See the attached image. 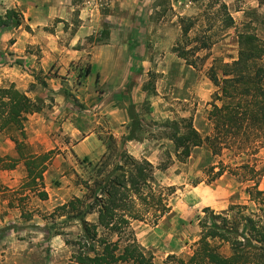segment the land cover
<instances>
[{
	"label": "rangeland",
	"instance_id": "obj_1",
	"mask_svg": "<svg viewBox=\"0 0 264 264\" xmlns=\"http://www.w3.org/2000/svg\"><path fill=\"white\" fill-rule=\"evenodd\" d=\"M6 1L0 0L1 14ZM69 1L58 3L64 19L56 18L46 27L52 36L29 29L23 18L18 32L21 53L10 49L14 35L0 33V86L12 84L41 105L25 122L26 141L30 140L26 152L52 151L43 186L23 187L26 170L21 160L13 167L11 186L0 182V264H76L71 260L75 249L71 242L82 233L81 221L67 218L58 206L85 194V182L97 175L106 137L112 135L120 142L128 134L131 104L139 124L124 146L135 158L153 164L158 186L174 190L168 196L169 211L157 223L149 218L133 220L131 227L145 252L152 254L153 264H175L170 256L191 254L204 207L215 212L231 204L256 209L246 192L253 183L233 171L241 158L226 151L213 157L202 146L181 162L166 135L168 124L182 119H191L201 134L210 132L207 115L215 86L208 70L236 59L241 31L264 40V5L258 0ZM221 3L232 18L229 26L223 12H216ZM179 16L193 18L188 37L182 36ZM26 30L42 43L56 39L68 46L73 42L81 56L42 67L37 45L28 49L33 55L28 62ZM206 30L211 44L198 50L195 65H190L174 49L191 47L192 37ZM11 134L16 132L0 131V178L2 167L12 163L9 158L17 157ZM257 159L263 171L258 187L264 190V149ZM219 160L230 167L210 180L208 168ZM42 190L47 192L43 200L39 199ZM10 206L22 211L21 219ZM86 219L95 222L96 214ZM221 250L229 254L227 247Z\"/></svg>",
	"mask_w": 264,
	"mask_h": 264
},
{
	"label": "trees",
	"instance_id": "obj_2",
	"mask_svg": "<svg viewBox=\"0 0 264 264\" xmlns=\"http://www.w3.org/2000/svg\"><path fill=\"white\" fill-rule=\"evenodd\" d=\"M258 2L264 5V0ZM225 7L221 3L216 12H223L225 25L229 26L233 21ZM192 19L178 17L183 37H188L194 25ZM22 20L19 9L8 8L0 14V29L18 27ZM210 37L206 30L192 37L191 47L177 45L174 51L188 64L195 65V53L210 46ZM263 59L264 40L254 33L241 31L236 59L217 67L212 65L208 70V78L215 86L207 115L210 132L201 134L191 119L168 124L170 132L166 137L173 142L178 161L183 162L193 149L202 146L213 157H220L226 151L234 158H241L233 171L253 183L246 192L249 202L256 207L249 211L247 205L231 204L220 212L204 207V215L198 216L200 232L191 254L186 258L170 256L175 264H264V190L258 187L263 171L258 168L257 159L264 149ZM89 71L90 65L86 67L87 74ZM40 109L37 100L14 85L0 86V131L16 132L10 138L17 157L9 158L12 163L4 167L13 168L18 161H23L26 170L23 187L30 189L43 186V173L52 158L51 150L38 154L26 152L25 122L29 114ZM129 117L132 127L120 142L112 135L106 137V150L99 160L97 175L90 183L85 182V194L58 206L67 218L81 221L82 233L71 242L75 246L71 260L76 264H153L152 254L146 253L138 242L131 222L149 218L157 223L169 211L168 196L174 190L172 186L167 191L158 186L153 164L127 151L124 144L133 139L132 132L139 124L133 104L129 107ZM229 167L221 160L217 166L210 165V180L221 176ZM39 197L46 199L47 192L40 191ZM94 213L95 222L86 219ZM222 247H227L229 254H224Z\"/></svg>",
	"mask_w": 264,
	"mask_h": 264
},
{
	"label": "crops",
	"instance_id": "obj_3",
	"mask_svg": "<svg viewBox=\"0 0 264 264\" xmlns=\"http://www.w3.org/2000/svg\"><path fill=\"white\" fill-rule=\"evenodd\" d=\"M60 1L61 0H41V2L39 3L37 0H8L5 2V5L2 11L4 13V11L8 8H12V7L17 8L22 12L23 18L26 19V26L29 29L33 31L38 29V31L42 32V34L45 35V37L49 35L52 36L51 32L48 31L46 27L52 22V20L56 18L64 19V16L62 17L61 15L63 6L58 4ZM66 1L70 2L69 0H66ZM31 5L33 6L32 9H31ZM57 22H60V20ZM20 29H21V25L15 28L0 29V33L2 37H4L6 33H8L9 36L11 35L15 36V40L12 43V45H10V49H12L13 51L14 50L17 51L18 53H21L20 51H21V45H22L20 41L21 35L18 34ZM79 31L80 30H78L74 36L72 35V38L74 37L73 41L75 39L77 41ZM55 40L50 39L49 41H45L44 43H42L35 39V36L33 35L32 31L26 30V60L30 62L31 57L33 56L31 53L28 52V49L32 48V46L36 48L37 45H39L38 47L40 48V55L38 56L39 57L38 62H40L42 67H45L46 64H52L56 61L60 63H66V61H71L74 58H77V57L80 58L81 52L72 47L73 42H70V44L68 45L70 47H68V46H65L64 43H61ZM28 141H30L29 137L27 138V141H26L29 144ZM10 153L13 154V151H11ZM32 153L38 154L39 152L32 151ZM2 168L4 170L1 171L2 176L0 178V182L6 183L9 186H11L10 184L13 182V179H11V176L14 175L13 174L14 170L13 168H6V167H2ZM25 176H26V172H25ZM39 199L41 198L39 197ZM10 208L9 209L11 211L18 210L19 211L18 216H19V219H21L22 211L19 210L15 206L13 207L10 206ZM4 222H6V220ZM24 222H25L24 224L26 225V221ZM0 224H3V220L1 219H0ZM11 230L12 229H9L7 231H11Z\"/></svg>",
	"mask_w": 264,
	"mask_h": 264
}]
</instances>
